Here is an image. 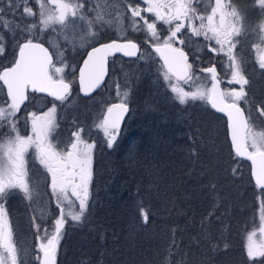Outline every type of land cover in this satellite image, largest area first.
<instances>
[{
    "label": "snow or ice",
    "instance_id": "1",
    "mask_svg": "<svg viewBox=\"0 0 264 264\" xmlns=\"http://www.w3.org/2000/svg\"><path fill=\"white\" fill-rule=\"evenodd\" d=\"M38 4V12L28 6V0H6L10 13L15 14L16 9L22 7L26 17H37L38 24L33 23L20 29L23 43L17 42L18 52L11 67L0 70V83L6 86L7 99L0 103V128L7 127L12 133L0 142V264H18L17 248L12 241V226L9 222L5 208L6 198L13 189H19L24 196L31 200L38 195V185L30 187L25 155L31 148L35 158L43 165L47 176L50 178L51 195L55 197V203L59 210L58 218L54 219V231L49 235L45 230V239L38 237L35 259L39 264H56L58 244L62 236V229L66 222L65 217L73 221H80L87 206L89 197V185L92 177V157L95 143H89L82 139L83 128L71 133L70 141L65 145L66 150H58L50 139L51 133L58 127L56 124L57 102L62 105L72 95V80L65 78V70L72 69L69 75L79 84L80 92L85 96L90 95L99 88L107 75V63L111 56L117 53L138 60L144 59L140 51V45L121 32L117 39L108 43L99 44L87 52V59L83 61V67L79 69L78 77L75 76L74 67L69 65L64 51L54 46V53L41 43L45 29L54 25L68 28L78 21L86 25V34L95 39L98 35L92 31L93 21L88 20L83 13L82 0H35ZM261 9H264V0H256ZM146 5L127 4L130 11V23L133 32H141L146 35L147 43L163 60L165 67L164 79L168 81V87L175 94V99L180 104H186L191 100H205L219 112L226 113L229 118L231 141L235 154L239 157H247L254 166L255 181L264 189V131H253L245 117L244 110L239 106V101L245 99V85L249 83L241 67V61L235 54L239 41L236 37L241 35L242 17L240 12L225 0H208L210 10L206 14L197 11L194 4L200 0H140ZM92 11V9H89ZM4 8H0V25L15 35L12 28L14 21L3 18ZM143 13V14H142ZM152 14L149 21L147 15ZM97 20L101 17H96ZM167 25V35L162 39L157 29V23ZM39 26V31L37 27ZM19 28V25L15 26ZM259 43L254 45L256 60L260 69H264V22L258 25ZM255 31V30H254ZM187 36L189 44L193 37H203L205 46L213 54H223L227 63L223 65L226 74L230 72L229 84H238L240 87L228 90L220 87L222 79L219 77L215 64L199 69L204 78L211 82V87H196L195 91H185L181 82L194 83L193 66L189 63L188 53L184 51ZM212 42L216 46H212ZM177 43L180 46H177ZM51 46V45H50ZM74 50V49H73ZM5 53L4 38L0 35V55ZM139 54V55H138ZM194 59L199 62V55L193 52ZM199 76L195 77L198 81ZM175 81V82H173ZM133 88L132 83L126 80L124 91L117 86L118 103H111L106 108V114L96 124L98 130H102L107 138L109 147L117 139L121 122L129 111L128 97ZM29 93L47 94L53 98L52 107L46 112L37 114L27 113L23 116L24 127L30 125L31 135L19 134L17 113L21 112V106L29 101ZM259 114L264 116V109H259ZM251 149V151L249 150ZM78 204L79 211H74ZM67 205L68 210L65 211ZM145 223L148 221L147 212H142ZM262 226L259 229L261 239L257 242L253 232L249 236L247 257L256 261V258H264V207L260 216ZM37 231L40 226L35 225ZM256 264H264L258 261Z\"/></svg>",
    "mask_w": 264,
    "mask_h": 264
},
{
    "label": "trees",
    "instance_id": "2",
    "mask_svg": "<svg viewBox=\"0 0 264 264\" xmlns=\"http://www.w3.org/2000/svg\"><path fill=\"white\" fill-rule=\"evenodd\" d=\"M133 99L115 142L94 155L93 206L66 227L57 264L264 261L250 260L244 246L259 187L231 148L225 117L207 103L179 115L183 104L171 97ZM165 231L172 235L161 243Z\"/></svg>",
    "mask_w": 264,
    "mask_h": 264
},
{
    "label": "rangeland",
    "instance_id": "3",
    "mask_svg": "<svg viewBox=\"0 0 264 264\" xmlns=\"http://www.w3.org/2000/svg\"><path fill=\"white\" fill-rule=\"evenodd\" d=\"M82 2L84 4L83 13L88 20L93 21L91 25L92 31L98 34L95 39L87 36L86 25L81 21H78L75 25L70 24L68 28H62L59 25L49 27L44 30L41 39L49 46L51 45L50 48L53 53L54 46H58L64 51L68 64L74 67L75 76L77 75V64L81 61L88 46L108 37H118L121 32H124L128 38L137 39L142 42L141 53L144 54V59L142 60L136 58L126 60L122 58L113 59L111 63V72L106 83L97 93L88 99L79 95L77 82L69 75L72 69L65 70V78L72 80V95L63 105L57 102L56 124L58 127L51 133L50 139L52 143L58 147V150H66L65 145L69 143L71 133L77 131L78 128H83L84 132L81 134L82 139L88 140L89 143H95L91 166V171H93L95 153H97L100 148L109 147L107 138L104 136L102 130L96 128V124L102 119L103 111L108 103L113 100H118L116 95L117 86H119L120 91H124L126 90V80L128 83L133 84L128 102L132 104V100H134L135 105L137 101L133 99V94H137L138 98L142 100L149 95V93H154L160 98L171 97L173 101L178 100L175 99V94L172 93L171 89L168 87V81L164 79L165 67L163 63L146 43V35L141 32H133L131 28L130 11L127 9V4L131 3L134 7L139 5L141 8L146 5L141 4L140 0H82ZM225 2H229V0H225ZM230 3L240 12L242 17L241 24L238 25L242 29L241 35L236 37L239 43L234 51L237 58L241 61L243 74L249 81V83L245 85V92L247 95L245 99L239 102L246 109L250 128L255 132H261L264 131V116H261L258 110L264 109V69L259 68L254 45L260 42L258 25L264 22V9L259 7L256 0H230ZM28 6L38 12V4L35 0H28ZM194 6L197 7V11L201 14H206V11L210 10L208 0H200V3L194 4ZM0 8H4V13L2 15L5 20L14 21L12 28L15 31V35H13L9 30L5 29L3 25H0V35H3L5 47V53L0 55L1 69L3 66L13 62L17 42L24 39L20 35V29L33 23L38 24V16L26 17L22 11V7L16 9L13 16L7 7L6 0H0ZM89 9H92V11H89ZM144 15H147L151 22L152 14ZM98 16L101 17V19L97 20L96 17ZM16 25H19V28H16ZM157 29L163 39L167 35V25H164L163 22H159L157 23ZM37 31H39V26L37 27ZM181 38L185 39L184 48L188 49L190 52L192 56L190 63L194 66L192 74L195 82L189 84L181 82L180 86L183 87L185 91H195L196 87L200 86L210 88L211 82L204 78V75L199 72V69L201 66L212 62L218 65L223 89H239L240 86L238 84L228 83L230 72L226 74L224 71L223 65L227 63V59L223 54L211 53L205 46L206 42L203 37H193L191 46H188L189 41L187 36H182ZM177 46L180 45L177 43ZM212 46H216L214 42H212ZM193 52L199 55V62L194 59ZM250 75H254V81L251 79ZM197 76L200 77L198 81L195 80ZM6 99L5 88L2 83H0V103ZM52 100L53 99H49L46 96L30 95L28 103L21 108L20 113H17V117L20 118L17 125L20 135H31L30 125L25 128L22 117L30 112H36L39 115L42 112L48 111V109L52 107L50 103ZM206 103L207 101L205 100L189 99L186 104L181 106L178 114H186L181 113L183 111H188L189 108L185 106L194 105L200 107ZM10 135H12V133H10L7 127L0 128V142ZM25 160L30 187L38 185V195L29 200L19 189H13L6 198L5 208L12 226V241L17 248L18 264H39L35 259L38 254L36 246L40 242L38 237L45 239L46 242L45 230H47L49 235L54 231V219L58 218L59 210L55 203V197L51 195L50 178L46 183V170L43 165L39 163V160L35 158L33 149L30 148L28 150L25 155ZM259 188L257 207L250 213L251 218L254 217V219L243 234L246 251L249 243V236L253 232L256 233L254 239L257 242L261 239L259 229L262 226L260 216L262 207H264V189ZM90 204L92 207L93 199L91 201L89 190L87 206L81 220L86 216L87 207L90 206ZM67 210L68 208L66 205L65 211ZM74 211H79L78 204L75 206ZM15 219L18 220L15 222ZM65 220L66 222L62 229V236L58 244L56 256L61 253L60 244L66 227L69 225L75 227L81 223V220L73 221L70 217H65ZM35 225L40 226L39 231L36 230ZM130 225L131 228L134 229V222ZM170 235H172L171 232L165 231L161 236V243L168 240ZM74 244L79 247V250H83V248L79 246V244L82 246L83 244L78 239ZM86 248H88V246H86ZM141 259L143 261L142 264H154L153 260L148 257L146 260L143 258ZM141 259L138 258L136 262H139ZM115 261V259L110 261V264H115Z\"/></svg>",
    "mask_w": 264,
    "mask_h": 264
},
{
    "label": "water",
    "instance_id": "4",
    "mask_svg": "<svg viewBox=\"0 0 264 264\" xmlns=\"http://www.w3.org/2000/svg\"><path fill=\"white\" fill-rule=\"evenodd\" d=\"M115 39H117V38L115 37V38H111V39H107V40H102V41H99V42H97V43H95V44L89 46V47L86 49L85 54H84L83 58L81 59L80 64H79V66H78L77 77H78V75H79V69L83 67V61H84L85 59H87V52L91 51V48H92V47L99 46V44H102V43H108V42H110L111 40H115ZM134 41H135V40H134ZM40 42H41V43H44V44H45V47H48V48H49V51L52 52L51 49H50V47H49L45 42H43V41H40ZM135 42H136V41H135ZM19 43H23V40H21ZM136 43H137V42H136ZM137 44H138V43H137ZM153 50H154V49H153ZM184 51H185L186 53H188L186 49H184ZM17 52H18V48H17V50H16V54H15L14 59L16 58ZM117 54H120V53H117ZM121 55H122V54H121ZM188 56H189V53H188ZM125 57H126V56H125ZM109 58H110V57H109ZM159 58H160V60L163 62L162 58H161V57H159ZM13 61H14V60H13ZM108 61H109V59H108ZM12 63H13V62H12ZM12 63L9 64V65L3 66L0 70H2V69L5 68V67H11V66H12ZM212 64H214V63H212ZM212 64H210V65H206V66H203L202 68L210 67V66H212ZM215 66H216V64H215ZM202 68H201V69H202ZM216 69H217V67H216ZM217 72H218V70H217ZM107 74H108V63H107ZM106 77H107V75L105 76V79H106ZM104 81H105V80H104ZM77 84H78V83H77ZM210 87H211V85H210ZM220 87L222 88L221 85H220ZM4 88H5V92H6V86H4ZM78 88H79V84H78ZM97 89H98V88H97ZM97 89H96V90H97ZM96 90H95V91H96ZM95 91H94V92H95ZM79 92H80V88H79ZM94 92H92L90 95H92ZM80 93H81V92H80ZM81 94L84 95L83 93H81ZM90 95H88V96H90ZM118 102H119V101H112L111 103H118ZM111 103H110V104H111ZM110 104H109L108 106H110ZM209 104H210V103H209ZM210 105H211V104H210ZM108 106H107V107H108ZM128 106H129V108H130V105H129V104H128ZM239 106L244 110L243 106H242L240 103H239ZM107 107H106V108H107ZM106 108H105V110H104V112H103V115L106 114ZM214 109H215V108H214ZM215 110H216L218 113L222 114V115L225 117V119H226V128H227L228 139H229V142H230V145H231L233 151L235 152L234 146H233L232 141H231V130H230L229 118H228V116H227L226 113L219 112L217 109H215ZM127 114H128V112L125 114V116H124V118H123V121H124V119H125V117H126ZM244 114H245V117H246V112H245V110H244ZM246 118H247V117H246ZM123 121L121 122V124L123 123ZM249 150L251 151V149H249ZM238 157H239V156H238ZM239 158L244 159V160L249 164V170H250L251 178H252L253 182L256 183V181H255V176H254V166H253L252 161L249 160L247 157H239ZM256 184H257V183H256ZM56 264H57V259H56Z\"/></svg>",
    "mask_w": 264,
    "mask_h": 264
},
{
    "label": "flooded vegetation",
    "instance_id": "5",
    "mask_svg": "<svg viewBox=\"0 0 264 264\" xmlns=\"http://www.w3.org/2000/svg\"><path fill=\"white\" fill-rule=\"evenodd\" d=\"M131 39V38H130ZM132 40H135V39H132ZM139 45H140V51H141V48H142V42H140V41H138L137 39L135 40ZM147 41V40H146ZM147 43V42H146ZM148 44V43H147ZM148 46H149V48L152 50V48H151V46H150V44H148ZM52 50V49H51ZM153 51V50H152ZM53 52V51H52ZM154 52V51H153ZM139 55V54H138ZM117 58H122L123 60H126V59H133V58H129V57H125V56H123V55H121V54H117V55H115V56H111L110 57V60H109V68H108V75H107V77H106V79H105V82H104V84L106 83V81H107V79L109 78V75H110V72H111V63H112V60L113 59H117ZM54 59H55V57H54ZM79 64H80V62L77 64V73H78V66H79ZM77 76V75H76ZM69 80V79H68ZM103 84V85H104ZM102 85V86H103ZM73 90V89H72ZM78 92H79V89H78ZM97 92V91H96ZM95 92V93H96ZM94 93V94H95ZM32 93H29V99H30V95H31ZM94 94H92L91 96H93ZM33 96H46V97H48L49 99H53L52 97H50V96H47V94H42V93H37V94H32ZM79 95L81 96V97H85L86 99H88V98H90L91 96H85V95H82V94H80V92H79ZM26 103H28V101L26 102ZM25 103V104H26ZM110 103V102H109ZM108 103V104H109ZM129 104H131V103H129ZM24 106V105H23ZM22 106V107H23ZM21 107V108H22ZM18 219H15V222L17 221Z\"/></svg>",
    "mask_w": 264,
    "mask_h": 264
},
{
    "label": "bare ground",
    "instance_id": "6",
    "mask_svg": "<svg viewBox=\"0 0 264 264\" xmlns=\"http://www.w3.org/2000/svg\"><path fill=\"white\" fill-rule=\"evenodd\" d=\"M221 86H222V83H221ZM131 110H132V107L130 105V108H129V111H128L129 114H130Z\"/></svg>",
    "mask_w": 264,
    "mask_h": 264
}]
</instances>
